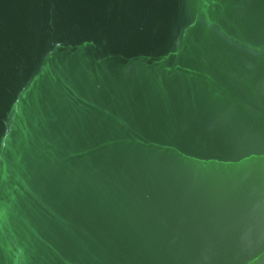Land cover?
<instances>
[{
	"label": "water",
	"instance_id": "95a60500",
	"mask_svg": "<svg viewBox=\"0 0 264 264\" xmlns=\"http://www.w3.org/2000/svg\"><path fill=\"white\" fill-rule=\"evenodd\" d=\"M0 264H264V0H0Z\"/></svg>",
	"mask_w": 264,
	"mask_h": 264
}]
</instances>
